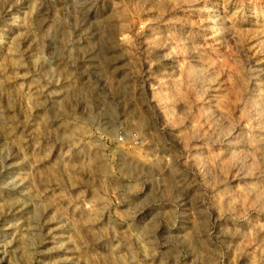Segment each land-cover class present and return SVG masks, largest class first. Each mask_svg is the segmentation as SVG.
I'll return each instance as SVG.
<instances>
[{
  "label": "rangeland",
  "instance_id": "rangeland-1",
  "mask_svg": "<svg viewBox=\"0 0 264 264\" xmlns=\"http://www.w3.org/2000/svg\"><path fill=\"white\" fill-rule=\"evenodd\" d=\"M0 264H264V0H0Z\"/></svg>",
  "mask_w": 264,
  "mask_h": 264
}]
</instances>
